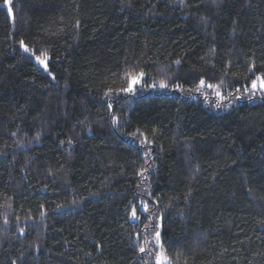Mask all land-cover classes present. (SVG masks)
Segmentation results:
<instances>
[{
    "label": "trees",
    "instance_id": "1",
    "mask_svg": "<svg viewBox=\"0 0 264 264\" xmlns=\"http://www.w3.org/2000/svg\"><path fill=\"white\" fill-rule=\"evenodd\" d=\"M257 77L264 0H0V264H264Z\"/></svg>",
    "mask_w": 264,
    "mask_h": 264
},
{
    "label": "rangeland",
    "instance_id": "2",
    "mask_svg": "<svg viewBox=\"0 0 264 264\" xmlns=\"http://www.w3.org/2000/svg\"><path fill=\"white\" fill-rule=\"evenodd\" d=\"M34 63L40 68V69H43L44 71H46L45 70V65H42V64H40L39 63V61H38V59L37 58H35L34 59ZM45 64H46V60H45ZM47 66V65H46ZM262 80H264V79H262ZM251 91H260V92H262L263 94H264V89H262L261 88V81H257V86H256V88L255 89H253V87L251 86ZM217 93H219V95H217ZM259 95V94H258ZM212 96L215 98V100L216 101H218V102H222V101H224V99H225V97H224V94H222V93H220V92H218V91H215L214 93H212ZM241 95H236V96H233V97H235V98H237V99H232V104H236L238 101H239V99H241V97H240Z\"/></svg>",
    "mask_w": 264,
    "mask_h": 264
},
{
    "label": "snow or ice",
    "instance_id": "3",
    "mask_svg": "<svg viewBox=\"0 0 264 264\" xmlns=\"http://www.w3.org/2000/svg\"><path fill=\"white\" fill-rule=\"evenodd\" d=\"M21 47H23L25 51H28V49L24 46L23 41H21ZM37 59H38L40 64L45 65V70L47 71V66L45 64V60H40L39 57H37ZM45 59H46V57H45ZM257 81H261V88L264 89V80H262L261 77H257L256 81H253V83H252L253 89L256 88ZM203 84H204V81H201V85H203ZM164 86L165 85L161 84V87H164ZM209 87H213V86L209 85ZM217 95H219V93H217ZM157 238H159V233H157ZM141 251H143V249H141Z\"/></svg>",
    "mask_w": 264,
    "mask_h": 264
}]
</instances>
